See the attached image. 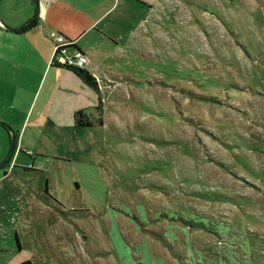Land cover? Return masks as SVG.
Returning a JSON list of instances; mask_svg holds the SVG:
<instances>
[{
	"label": "rangeland",
	"instance_id": "1",
	"mask_svg": "<svg viewBox=\"0 0 264 264\" xmlns=\"http://www.w3.org/2000/svg\"><path fill=\"white\" fill-rule=\"evenodd\" d=\"M155 2L104 126L40 162L65 203L49 194L83 264H264V0Z\"/></svg>",
	"mask_w": 264,
	"mask_h": 264
},
{
	"label": "crops",
	"instance_id": "2",
	"mask_svg": "<svg viewBox=\"0 0 264 264\" xmlns=\"http://www.w3.org/2000/svg\"><path fill=\"white\" fill-rule=\"evenodd\" d=\"M155 1L160 5L161 0ZM152 2L0 0V264H83L86 233L74 225L72 211L54 198L64 202L39 164L71 159L79 134L91 129L74 125L76 113L96 120L102 102L106 121V96L122 83L120 56L139 47L150 50L146 23ZM56 38L75 43L89 58L84 69L106 91L52 65ZM123 82L135 84L125 75ZM31 164L34 170L28 169Z\"/></svg>",
	"mask_w": 264,
	"mask_h": 264
},
{
	"label": "trees",
	"instance_id": "3",
	"mask_svg": "<svg viewBox=\"0 0 264 264\" xmlns=\"http://www.w3.org/2000/svg\"><path fill=\"white\" fill-rule=\"evenodd\" d=\"M35 21H30L27 25H25L24 28H27L31 26ZM66 51V52H81L75 45L74 42L70 40H66L59 46V52ZM61 68L68 69L72 72H74L78 77L82 79L84 83L89 85L90 87L96 88L97 89V84L95 82V79L85 70V69H79V68H70V67H64V66H58ZM98 90V89H97ZM98 114L99 117L97 120H92V118L87 115L85 112H78L74 115V125L78 128H93V127H102L104 125L103 121V111L101 109V103H100V108H98ZM3 126H6L4 124H1ZM13 144L15 146V140L13 141ZM47 191V190H46ZM58 203L57 201H55ZM23 264H32L31 262H24Z\"/></svg>",
	"mask_w": 264,
	"mask_h": 264
},
{
	"label": "built area",
	"instance_id": "4",
	"mask_svg": "<svg viewBox=\"0 0 264 264\" xmlns=\"http://www.w3.org/2000/svg\"><path fill=\"white\" fill-rule=\"evenodd\" d=\"M65 41L66 39L64 40L62 38L61 39L56 38L52 65L84 69L89 64V58L82 52L70 53L63 51L60 54H58L60 44H62ZM27 153L29 156L33 155V153L31 152H27Z\"/></svg>",
	"mask_w": 264,
	"mask_h": 264
},
{
	"label": "water",
	"instance_id": "5",
	"mask_svg": "<svg viewBox=\"0 0 264 264\" xmlns=\"http://www.w3.org/2000/svg\"><path fill=\"white\" fill-rule=\"evenodd\" d=\"M14 138V137H13ZM12 152L14 153L15 152V146L12 148Z\"/></svg>",
	"mask_w": 264,
	"mask_h": 264
}]
</instances>
